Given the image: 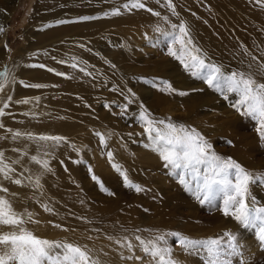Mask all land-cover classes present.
<instances>
[{"label":"bare ground","instance_id":"bare-ground-1","mask_svg":"<svg viewBox=\"0 0 264 264\" xmlns=\"http://www.w3.org/2000/svg\"><path fill=\"white\" fill-rule=\"evenodd\" d=\"M16 2L17 0H0V27L3 28L0 32V71L8 68L10 75L16 78V83L11 84L4 94L0 95L5 97L12 95L14 101L39 97V102L33 100L28 105L10 104L6 112H12L14 118L6 116L3 122L9 128L67 138L69 143L61 144L54 150L50 159L52 172L45 175L42 180L43 202L50 203L55 209V214L51 215H55L59 220L67 222L71 220L63 214L70 192H65L61 184L70 180L71 184H73L72 180L79 182L77 179H79L80 165H76L74 160L79 155H83L81 150L85 149L89 153L90 162L94 159L98 161L100 171L107 168V161L97 151L98 143H101L97 133L105 137V143H101L100 147H106L107 152L113 153L111 164L120 165L130 179L134 177L137 179L133 173L129 172L134 168L131 165L136 167L139 164H149L155 170L168 168L165 167V162L159 155L152 150L144 130L132 127L128 131H134L126 133L121 123L117 121L119 119L116 114L106 109L110 102L125 106L128 103L125 97L131 100L141 96L145 98L144 95L149 94L145 84L154 87L152 90L154 104H146L143 101V106L146 109L148 107V111L151 110V113H154L155 109L160 108L158 115H161V112L163 115L166 110L164 111L160 104L175 102L186 110L184 118L186 124H191L190 126L201 132L213 145V151L221 156L233 158L248 170L252 168V171H258L257 168H264V157L259 158L260 162H258L259 160L253 155L254 152L262 150L258 144L260 138L255 131V122L239 112L234 113L235 108L229 107L236 99L234 95L229 100H225L201 79L191 75L174 57L164 59L159 55L157 58L150 55L152 59L154 58L151 61L149 54H144L145 52L139 49L142 43H145L150 46L158 44L159 49L167 48L168 51V39L162 33L171 30V24L178 25L183 21L189 27L194 43L207 54L211 61L223 65L225 71L245 70L250 60L245 53H251L252 56L264 62V55H262L264 52V8L256 5L253 0H173L178 15H173L166 8L160 7L155 0H148L147 7L159 11L161 17L167 16V22L143 9H134L130 12L121 9V15H104L127 0H36L27 18L26 26L21 32L22 46L11 57L7 45L10 21L8 19ZM82 17L95 18L84 20L81 19ZM61 20L66 22L58 23ZM157 28L160 31H157ZM72 58H75L77 68L71 67ZM141 60L143 63H139ZM241 60L244 61L243 64ZM33 64H44L45 68L29 67ZM48 68L55 71L49 72ZM80 68H85L92 75H85L79 70ZM56 72H63L65 76H57ZM129 74L132 76L130 77ZM154 80L168 81L175 91L171 93L161 91L159 86L150 83ZM20 81L27 84H46L48 87L26 88L19 83ZM133 86L135 90L131 91L135 93V97H131L128 91ZM180 92H185L187 95H179ZM172 110L168 109V114ZM25 112H34L36 118L33 119L31 115L24 116ZM136 115L138 121L139 112ZM170 117L176 123L183 121L177 117ZM159 118L163 116L157 119ZM130 120L134 119L130 117ZM2 134L3 130H0V135ZM131 134L138 140L141 137L140 149L136 154L124 148L129 142L126 143L123 140L126 137L133 138ZM219 140L229 148L217 149L215 143ZM228 141L231 143L229 144ZM23 143L13 145L11 142H0V148L7 149L6 154L15 157L16 154L10 150L11 147H20ZM65 145H68L70 151H63ZM70 145H75L78 151ZM35 153L36 146L30 145V154ZM29 167L35 170L38 166L30 164ZM171 172L173 174V171ZM105 178L107 183L110 176ZM6 186L9 187L10 192L18 193L19 197L25 198L23 202L19 198L14 199V207L17 210H23L32 204L31 189L8 183ZM73 187L71 186L72 189ZM172 187L175 188V186ZM176 190L180 191L177 185ZM252 192L260 201H264V186L258 189L253 188ZM74 194L72 190V195ZM178 194L183 199V193ZM150 195L152 197L154 193L150 192ZM53 197L58 200L56 204L53 202ZM156 200L162 201L163 209H154V211L157 213L166 211L168 197H159ZM90 211L94 213V210ZM111 218L115 219L112 216ZM107 219L110 218L107 216ZM214 219L221 220V216L210 218L211 221ZM233 221L229 224L231 227L229 231L237 234L241 242L246 245L244 255L249 258L253 255L260 259L264 257V252L259 254L256 252V246L259 245L256 239L249 241L248 229L234 219ZM71 224L74 222L72 221ZM155 227L165 229L166 224L159 220ZM194 257L195 259H190L186 255H175V258L183 264L203 263L201 256L194 254Z\"/></svg>","mask_w":264,"mask_h":264},{"label":"snow or ice","instance_id":"snow-or-ice-1","mask_svg":"<svg viewBox=\"0 0 264 264\" xmlns=\"http://www.w3.org/2000/svg\"><path fill=\"white\" fill-rule=\"evenodd\" d=\"M147 2L148 0H127L104 15H121V9L129 12L134 9H143L153 16L168 21L167 16L161 17L159 11L148 8ZM253 2L264 8V0H253ZM155 3L166 8L173 15H178L173 0H155ZM94 18L82 17L81 19ZM65 22L58 21V23ZM170 29L162 33L168 39V55L178 60L191 75L201 79L225 100H229L234 95L236 99L231 106L242 116L255 122V131L260 140L264 141V62L252 56L251 53H245L250 57L245 70L225 71L223 65L211 61L207 54L194 43L185 22L181 21L178 25L171 24ZM156 30L160 31L159 28ZM2 31L3 28L0 27V32ZM72 59L71 67L77 68L75 58ZM243 63L244 61L241 60V64ZM29 67L45 68V65L33 64ZM47 70L55 71L52 68ZM79 70L85 75H92L85 68ZM55 74L65 76L63 72ZM14 83L16 78L10 75L8 68L0 71V94H4L6 88ZM19 83L26 88L48 87L40 83L27 84L24 81ZM150 83L159 86L161 91L169 93L175 91L166 80L158 82L154 80ZM128 91L131 97H135L131 89ZM179 95L183 96L187 93L180 92ZM125 99L128 103L132 102L128 97ZM33 100L38 103L39 97L14 101L12 95H6V97L0 95V130H3L0 142H11L13 145L24 142L20 147H11L10 150L16 154L15 157L8 156L7 149L0 148V264H108L105 259L108 256L107 252L101 254L89 248L88 245L76 241L50 240L37 236L28 227L29 224L40 223L38 219H35L36 214L27 207L23 210H17L14 207L15 198L21 199V202L25 198L19 197L18 193L10 192L6 183L31 189L33 193L31 199L39 203L45 212L55 214L54 207L50 203L43 202L42 180L45 175L52 172L50 159L54 150L61 144L69 143L64 136L13 129L5 125L4 117L14 118L12 112H6L10 104L28 105ZM140 109L138 119L150 141L152 150L165 162V167L178 175L179 182L185 190L201 205H207L225 217H232L245 229L254 230L256 241L260 247H264V202L252 192L253 186H264V173H253L233 158L219 155L213 151V145L196 128L183 123L178 124L171 117L157 119L143 105ZM123 110H127V105ZM23 115L36 118L34 112H25ZM97 135L100 136L101 143H105L104 135L100 133ZM228 143L230 144L231 141ZM30 145L36 146L35 154H30ZM70 146L78 151L75 145ZM107 156L110 161L113 160L111 151L107 153ZM30 164L37 165V169L33 170L29 167ZM112 167L123 178L125 187L133 188L137 192L143 190L129 180L120 165L112 163ZM92 179L100 184L101 191L109 196L114 195L100 183L95 175ZM77 218L80 219V217ZM53 226L63 231L70 230L58 223ZM121 230L126 234L117 237L110 235L108 239L119 245L120 249L127 251V256L121 251L122 260L139 262V264H179L173 247L167 239L171 236L184 252L201 256L203 264H249L250 258L244 255L246 245L233 232L225 231L215 237L193 239L178 231L161 233L135 228L129 235L128 229L121 226ZM143 231L149 232V236L136 234ZM138 252L140 254H137Z\"/></svg>","mask_w":264,"mask_h":264},{"label":"rangeland","instance_id":"rangeland-1","mask_svg":"<svg viewBox=\"0 0 264 264\" xmlns=\"http://www.w3.org/2000/svg\"><path fill=\"white\" fill-rule=\"evenodd\" d=\"M35 2L36 0H17L15 7L12 11L11 17L8 19L10 21L8 24L7 45L9 50V56L11 57L22 46L21 32L26 26L27 18L30 16ZM159 47L160 46L158 44H156L155 46H150L148 44L142 43L139 49L143 50L145 52L144 54H149V59L151 61L154 58H157L158 55L164 57V59H168L170 57V55H168V51L166 50V47L168 46L165 47L166 49L163 48V50L159 49ZM150 55L154 56V58L152 59ZM139 63H143V61L141 60L139 61ZM129 76L131 77L132 75L129 74ZM129 76L127 77L129 78ZM131 82L132 80L129 83L131 84ZM145 89L149 90V94L144 95L145 98L141 96L143 100L141 98H135V100H132L131 103H127L126 111L123 110L124 106H120L118 104H111V102H108V108L106 109L112 112V114H116L117 118L119 119L117 121L121 123L125 132L127 131L126 133L133 132L134 130L128 131L131 130L132 127H137L139 130H144L139 119L137 121L136 114L140 112V106L144 105V102L146 104H154L152 92V90H154V87L149 84H145ZM131 90H135V87H131ZM160 105L163 106L164 111L166 110V113L163 112L162 115L161 112V115H158L160 114V108L155 109L154 113H151L150 110L149 112L152 115L154 114L153 117H177L180 120H183L181 122L183 124L185 123L186 126L191 125H188V123L186 124V119L184 120L186 110H184L183 106L180 107L176 105L175 102H169V104L162 103ZM231 105L229 107H231ZM168 109H173L171 111L172 114L169 113L171 115L168 114ZM205 109L207 110L208 108ZM209 113L210 112H208V115H210ZM234 113H237V111L235 110ZM130 117L134 119V123L130 120ZM178 122L181 123L180 121ZM249 133H251V131ZM131 136L133 137L132 134ZM140 138L138 140L133 137L128 138V140L126 137V139L123 140L126 143L129 142L124 147L126 151L135 154L138 153L140 149L139 145H141ZM220 141L221 140L215 143L217 149L220 147L229 148V146L223 145ZM98 144V154L107 161L106 162L104 160L106 163H108V169L103 168L102 170L104 171H100V168L97 165L98 161L94 159V161L90 162L88 159L89 153L85 149H83L81 150L83 155H79V157L75 158L76 161L74 160V162H76V165H80V168H78L79 179H77V181L79 180V182H75L74 180H72L73 184H71L70 180L61 184L65 192H70L68 195L70 196V198L67 200L66 206H64L63 214L67 218H71L74 224H71V220V222L63 221L61 219L59 220L55 215H51L50 213L45 212L40 206V204L33 199L32 204L27 206L29 210L33 211L36 214L35 219H38L40 221L39 224L28 225V227L33 230L37 236L50 240L67 239L68 241H76L80 244L88 245L89 248H93L101 254L103 252H107L108 256L105 259H107L108 264H139V262L122 260L120 256L121 251H123L125 256L128 255L127 251L120 249L119 245L115 244L112 240L108 239L110 235L114 237L125 235L126 233L122 232L121 226L129 230V232L127 233L129 235L133 229L140 228L150 229L152 230V232L159 231L161 233L178 231L193 239L215 237L225 231L231 230L229 224H232L234 222L233 218L225 217L219 211L215 209H209L207 205H201L198 201L194 199V197L188 191L185 190L183 185H181L179 182L178 175H175L174 173L172 174V170L170 168H164L163 170H155L152 166L150 167L149 164H139L140 166L138 165L136 167L131 165L134 168L132 170H129V172L133 173L137 179H134L135 177H131L132 179H130L129 176V180H132V183L140 186L143 190L137 192L133 188L125 187L121 175L116 172L115 169L112 167L111 162H113V160L109 162V158L107 156V153L109 151H106V147H100V142ZM258 144L259 147L262 148V150H258L253 153V155H255L254 157L257 160H259V158L262 159L264 157V141L259 140ZM142 146L144 147V145ZM146 148L148 147L146 146ZM63 149V151H70L68 145H65ZM84 151L87 153H85ZM258 162H260V160ZM250 169L249 171L254 173H264V168H257L258 171H252V168ZM122 170L125 171L123 168ZM93 175H95L98 180L100 178V183H102L105 188L108 187L107 189L113 192L114 195L109 196L105 192L101 191L100 184H98L97 181H94L92 179ZM108 175L110 176V178L109 181H107L106 183L105 176ZM176 185L180 190L178 192L176 190ZM71 186H75L73 187L74 189H72ZM172 186H175V188ZM260 187L263 186H253L252 189H258ZM72 190L75 193L74 196L72 195ZM152 190H154L155 192H153ZM150 192L154 193V196L151 197ZM181 192L183 193V199H181L180 195L178 194H181ZM158 196L160 198L168 197L169 199L168 207H166V211H163L162 213H157L154 211V209H163L162 201L156 200V198H159ZM81 201H83V203ZM53 202L54 204H56L58 202L57 198L53 197ZM88 209L94 210V213H92V211ZM217 215L221 216V220H210V218ZM107 216L110 219H107ZM111 216L115 217V219L111 218ZM77 217H80V219H78ZM159 220L166 224L165 229L164 227H155V224L159 222ZM50 221L52 223H49ZM57 223L62 224L65 228H68L70 230L63 231L60 228L54 227L53 225ZM71 229H75V231H71ZM248 231L249 241L256 239L254 235V230L248 229ZM136 234L142 235L144 237L149 236V232L147 231L138 232ZM89 237H91V239H89ZM167 239L169 244L173 247L174 255L182 254L186 255V257L189 256L190 259H195L194 254L184 252L178 246L176 240L173 237L168 236ZM256 252L258 254L263 253L264 248L258 245L256 246ZM137 254L140 253L138 252ZM252 257H250L249 259V264H264V257H262L261 259L260 257L258 258L255 255H253ZM199 263L203 264L202 262ZM179 264L183 263L179 262Z\"/></svg>","mask_w":264,"mask_h":264}]
</instances>
